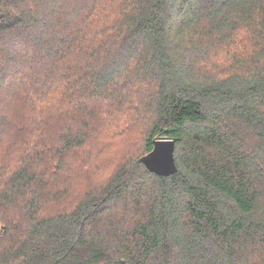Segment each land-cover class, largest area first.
<instances>
[{"label":"trees","instance_id":"trees-1","mask_svg":"<svg viewBox=\"0 0 264 264\" xmlns=\"http://www.w3.org/2000/svg\"><path fill=\"white\" fill-rule=\"evenodd\" d=\"M0 264H264V0H0Z\"/></svg>","mask_w":264,"mask_h":264},{"label":"water","instance_id":"water-1","mask_svg":"<svg viewBox=\"0 0 264 264\" xmlns=\"http://www.w3.org/2000/svg\"><path fill=\"white\" fill-rule=\"evenodd\" d=\"M173 152L174 141L160 139L154 142L152 151L142 161L151 172L159 175H169L176 171Z\"/></svg>","mask_w":264,"mask_h":264},{"label":"rangeland","instance_id":"rangeland-1","mask_svg":"<svg viewBox=\"0 0 264 264\" xmlns=\"http://www.w3.org/2000/svg\"><path fill=\"white\" fill-rule=\"evenodd\" d=\"M91 173H92V174H91V178L94 180V173H95V172L92 171Z\"/></svg>","mask_w":264,"mask_h":264}]
</instances>
